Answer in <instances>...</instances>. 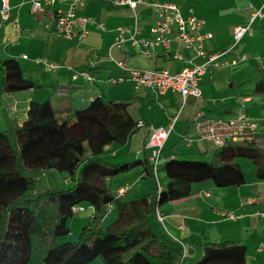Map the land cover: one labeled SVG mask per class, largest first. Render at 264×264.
<instances>
[{
	"label": "crops",
	"instance_id": "1",
	"mask_svg": "<svg viewBox=\"0 0 264 264\" xmlns=\"http://www.w3.org/2000/svg\"><path fill=\"white\" fill-rule=\"evenodd\" d=\"M30 1L7 0L9 10L5 19L0 0V58L17 60L23 76L36 85L31 90L0 95L1 130H6L11 122L21 123L31 100L41 101L54 91V96L49 99H54L51 101L53 107L61 111L68 106H85L95 96L128 104L129 113L138 122V130L126 144L101 155L103 160L112 163L140 159L144 155L149 159L146 142L150 131L157 127L171 128L161 152V163L171 158H210L216 149L214 144L194 140L193 118L199 113L222 119L245 113L252 121L256 120V138L264 140V88L256 90L257 83L264 79V0H140L135 9L116 6L113 0H56L38 13L31 11ZM154 1L173 2L183 16L193 13L201 17L204 25L198 32L210 33L203 41L204 50L207 53L225 52L217 59V65L207 68L201 76L200 99L189 97L183 101L177 92L159 93L149 87L136 86L126 71L116 64V61H123L126 68L165 69L174 74L185 60L202 62L203 58L195 56L193 50L174 39L173 33L168 36V47H156L150 57L133 45L127 34L122 48H112L119 26L129 29L136 26L137 37H152L151 27L157 16L148 4ZM70 7L77 16L87 18V34L81 40L66 39L55 30V12ZM258 9L262 16L252 21L251 34L244 35L233 45L234 27L245 26ZM243 54L246 58L242 60ZM48 62L56 66L53 71L44 67ZM77 71H86L90 79L73 80L72 75ZM239 163L243 175L227 171L226 181L219 186L211 181L193 184L187 198L168 202L155 213V219L161 223L160 232H157L159 237L170 238L171 245L183 246L185 264H192L202 255L204 243L224 239L245 245L246 252L245 241L249 240L253 248L250 261L264 264V215L258 213L264 209V178L254 176L255 169L250 161L240 159ZM132 171V174L128 173L133 176L132 184L128 183V175L116 176L109 181L111 188L124 198L146 191L148 187L140 180V168ZM204 207L217 210L220 216L223 207L235 212L236 216L228 217V213L220 222H230L238 227V231L228 236L210 234L213 239L201 236L198 229L202 216L199 214ZM114 211L111 206L103 219ZM114 214L112 220L116 212ZM90 215L89 211L88 217ZM261 227L262 233L255 238L250 235L245 240L238 236L242 231H257ZM198 236L202 239L198 240ZM247 260L246 256V264ZM99 263L95 259L88 264Z\"/></svg>",
	"mask_w": 264,
	"mask_h": 264
},
{
	"label": "trees",
	"instance_id": "2",
	"mask_svg": "<svg viewBox=\"0 0 264 264\" xmlns=\"http://www.w3.org/2000/svg\"><path fill=\"white\" fill-rule=\"evenodd\" d=\"M0 95L31 90L17 60L0 58ZM264 79L256 85L262 91ZM204 115V114H203ZM205 116V115H204ZM138 122L122 101L95 96L82 107H53L49 98L31 100L21 123L0 129V264H28L32 240L44 250L42 264H185L182 245L159 237L150 221L164 204L185 199L193 184L221 185L225 173L243 175L239 160L254 166L264 178V140H228L208 159L171 158L158 175L148 156L112 163L101 155L124 145L138 130ZM140 168L145 194L122 197L110 186L111 178ZM63 175L66 188L38 189L37 181ZM49 175L52 177H49ZM86 208L91 212L75 241L58 243L69 233V220ZM113 206L115 218L101 222ZM192 264H246V247L236 240L207 242Z\"/></svg>",
	"mask_w": 264,
	"mask_h": 264
},
{
	"label": "built area",
	"instance_id": "3",
	"mask_svg": "<svg viewBox=\"0 0 264 264\" xmlns=\"http://www.w3.org/2000/svg\"><path fill=\"white\" fill-rule=\"evenodd\" d=\"M56 0H31V11L38 13L47 6L52 5ZM140 0H113L116 6H127L135 9ZM264 4V2H263ZM156 14L157 18L151 27V38L137 37L139 31L136 26L132 29L119 26L117 35L112 44V48L120 49L125 43V34L145 56L153 55L156 47L167 48L168 36L174 34L173 38L180 41L185 47L193 50L195 56L203 58L201 63H194L192 59L184 61L181 69L170 74L165 69L161 70H140L130 69L124 66L123 61H116L119 68L126 71L129 79L136 86H145L155 89L159 93L167 91L177 92L182 96L183 101L189 97L201 98L199 80L206 69L217 65V59L225 52L207 53L203 47V41L210 37V33H199L204 25V20L193 13L183 16L178 5L168 1H154L148 4ZM9 6L7 0H1V11L5 19L8 18ZM261 9L255 10L249 22L245 26H235L233 30V45L239 43L244 35L251 34L250 25L256 17H261ZM55 30L60 36L69 40H81L86 36L87 18L77 16L70 7L67 10H58L54 17ZM246 55H241L240 59H245ZM44 67L48 71H53L56 66L53 63H45ZM79 78L90 79L86 71H77L72 75L73 80ZM256 123L252 121L245 113H239L228 119H222L211 116H204L203 113L197 114L193 118L194 140L211 141L215 147L222 146L228 140L247 139L254 140L256 136ZM171 128L157 127L153 128L146 142L149 150V161L156 170L160 162L161 152L168 139ZM192 142V139H189ZM79 208L73 207L76 212ZM228 217L233 218L232 214ZM161 219V217H159Z\"/></svg>",
	"mask_w": 264,
	"mask_h": 264
},
{
	"label": "rangeland",
	"instance_id": "4",
	"mask_svg": "<svg viewBox=\"0 0 264 264\" xmlns=\"http://www.w3.org/2000/svg\"><path fill=\"white\" fill-rule=\"evenodd\" d=\"M52 96H54V91H52L49 94L48 98H51ZM42 100H44V99H42ZM51 101L53 102L54 99H51ZM257 132H258V130H256V133ZM180 146H181L180 148L182 149L184 147V142ZM160 162H161V158H160ZM160 167H161V164L159 165L158 175L162 179L164 174H163V171L161 170ZM130 173L132 174L133 171H131ZM131 174H126V175H128V178H129V180H128L129 184H132V181H133V176L131 177ZM54 175H55V178H52L49 175V177L52 178L50 183H48L50 178H48V176H46V175L41 177V178H39L38 181H37L38 189L42 190L43 188H46V187H56V186L60 187V188H66L67 184H64L63 175H60V174H58L56 172L54 173ZM131 186L133 187V185H131ZM137 193H138L139 196H143L145 194V191H138ZM126 198H129V197H126ZM210 210H211V208L204 207V210L202 211V213L199 214V216H202L201 219H200L201 220L200 224H199V228L200 229H198L199 232H202L201 236H207L208 238L213 239V237L210 234H212V235L219 234V235H216V236H223V235L228 236L229 234H231L233 232L235 234L238 231L237 230L238 227L235 228L234 226L230 225L231 224L230 222H224V223L220 222V220L225 218V216L228 213L232 214L233 216H236L235 212L231 213V212L227 211L226 207H223V209L220 208V211H219L220 214H221V216H220L219 214L217 215V213H216L217 210H212V211H210ZM114 212H112L108 217H106V219L102 220L101 224H102L103 228H105L112 221L111 218L115 215ZM262 212H264L263 208L258 212L259 215H262V214L264 215V213H262ZM88 214H89V209L88 208H86L84 211H81V212H78V213L76 212V214H74L71 217V219L69 220V223H68L69 233L67 235L57 239V242L58 243H62V242H67V241H75L77 239L78 231H79L80 227L83 224H85L86 222H88V220L90 218V217H88ZM155 217H156L155 214L151 215L150 221L153 224L155 230L157 232L158 231L160 232L161 223H159L155 219ZM262 219H264V218H262ZM262 219H261V221H262ZM244 224L246 226H248V223L245 222V221H244ZM261 224H262V222H261ZM245 225L243 227L244 230L247 229V227ZM261 233H262V227H261V229H259L257 231H252V230H249L248 232L242 231V232L239 233L238 236H241L242 238H245V240H247L250 235H251V237L255 238L258 235H260ZM160 236H162V235L160 234ZM201 236L197 237L198 240L202 239ZM209 236H211V237H209ZM225 238H230L231 239V237H225ZM165 241L167 243H172V240L170 238L169 239L165 238ZM245 244H246L247 249H248L247 252H246V256L248 258L247 261H249L248 264H258L257 262L254 263V262L250 261V257H251L252 252H253V250H252L253 248L251 246L250 241L249 240L245 241ZM43 254H44V250H41V249L37 248L36 245H35L34 240H32V257H31V260H30L29 264H42V256H43ZM96 261L98 263L100 262L99 259H96ZM153 263L157 264L155 261Z\"/></svg>",
	"mask_w": 264,
	"mask_h": 264
}]
</instances>
